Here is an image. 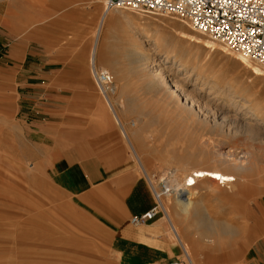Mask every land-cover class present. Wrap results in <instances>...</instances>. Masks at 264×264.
Listing matches in <instances>:
<instances>
[{"label":"rangeland","instance_id":"1","mask_svg":"<svg viewBox=\"0 0 264 264\" xmlns=\"http://www.w3.org/2000/svg\"><path fill=\"white\" fill-rule=\"evenodd\" d=\"M11 1L0 0V264H119L109 229L117 223L111 213L119 201L115 189L109 195L110 176L100 173L105 165L119 173L118 159L134 168L151 198L149 175L158 190L165 174L181 182L196 167L216 165L238 176L232 185H221L217 196L206 194L204 180L198 185L205 191V212L233 228L220 232L218 245L205 241L195 211L175 220L196 264L246 263L264 236V161L257 157L238 169L221 152L232 143L230 158L240 163L241 149L264 152L260 141L238 130L241 121L264 130L254 114L264 116V75H255L235 52L222 50V43L173 16L112 9L114 19L103 28L95 64L114 76L110 99L133 150L91 72L104 0ZM10 9L15 31L3 21ZM205 40L218 45L207 48ZM35 52L49 63L45 77L34 73V64L40 63ZM141 53L147 61H141ZM160 67L190 96L194 108L171 94L157 74ZM152 80L159 85L152 87ZM49 130L63 134L66 146L56 150L68 165L62 169H74L81 183L57 180L46 161L57 154L53 140L44 138ZM101 156L107 159L99 162ZM78 189L92 198L76 200ZM238 190L251 195L240 201ZM159 215L177 245L175 260L189 264L162 208Z\"/></svg>","mask_w":264,"mask_h":264},{"label":"bare ground","instance_id":"2","mask_svg":"<svg viewBox=\"0 0 264 264\" xmlns=\"http://www.w3.org/2000/svg\"><path fill=\"white\" fill-rule=\"evenodd\" d=\"M2 1H4V0H2ZM5 1H7V0H5ZM15 1L17 2V0L11 1L10 5H13V3H15ZM110 11L102 13L100 20H99V23H98V26L96 28V32L94 35V41L92 44V49H91V54H90L91 59H92L91 64L92 63L95 64L96 56H97L96 53L98 50L97 47L99 45V41H100V37H101V33L103 31V28L106 26V24L108 25V23H111L114 19L113 14H111ZM115 11H120V10L115 9ZM14 19L15 18L13 16L12 10L10 9V11H8L6 13L5 19H3L6 29L8 28L11 31L14 29L13 31H15V27L13 25V23H15ZM198 41H199V39H198ZM218 42H220V41H218ZM204 45L207 48H213L214 49L218 44L212 40H205ZM221 47H222V50L231 51V50L227 49L225 45L221 46ZM233 52L234 51L229 52V53L233 54ZM235 53H236L234 55L235 58L237 60H239L241 63L246 64L249 67H251V70L255 75H264V71L261 69V67H259L257 65L258 63L257 64L251 63L250 59L248 57H246L243 53H240V52H235ZM140 57H141V61L145 62L148 60V58L145 54L141 53ZM165 58H168V56L166 55ZM178 66L181 67V64H179ZM104 70H107V69H104ZM91 72H92V70H91ZM157 72H158L157 73L158 75H160L162 78L165 79L164 80L165 83H167L169 85L168 88L171 89V94L175 93V95L178 97V99H181L185 105H187L191 108H194V104L190 101L191 100L190 96L182 90V88L176 83V81H174V78L171 77L170 74L166 73L167 71L165 69H163V67H160L159 69H157ZM158 85H159L158 82L152 80V82H151L152 87H157ZM112 88H113V86H112ZM98 91L101 94V96L108 102V103L107 102L106 103L111 108V110L114 114V117L116 118V121H117L118 125L120 126L122 133L129 140L133 150H135V148L133 147V144L130 141V138L127 134L124 123L120 119L118 113L115 110V106H114L112 100L110 99V95L108 94L107 96H104L100 89H98ZM112 91H113V89H112ZM259 104H260L259 102L256 103V106H258ZM263 109H264V104H263ZM254 114H255L256 118L258 119V121H261L264 123V116L261 112L255 111ZM222 121H224V117H223ZM238 130L242 131L244 133V135L247 136V138L260 141V143L262 144V148L264 149V130H263V132L260 131L257 128L256 124H251V123L248 124V123H244L241 121L240 127H238ZM236 149H238V148H236ZM234 151H235L234 145L232 143H230V146L227 149H225L223 152H221V154L226 156L224 161H226L227 164H232L233 166H235L238 169H243L248 164L249 161L253 162V161H255L254 159H256L257 157L263 158L262 160L264 161V152L262 154L257 155L253 151L241 149L239 153L241 154V158L244 159V162L240 163L236 159L230 158V156L233 155V153H235ZM239 153L237 155H239ZM136 157H137V160L140 163V165L143 167V163H142L140 157H138L137 155H136ZM248 158L250 160H248ZM219 159H220L219 156H215V157H213L212 161L217 162ZM144 170H145V168H144ZM149 176L151 177V175H149ZM149 176H148V178L151 179ZM242 176H244V175L242 174ZM237 177L234 176L233 174H230L228 172L221 170L216 165L211 166L209 168L196 167V168L192 169L191 171H189L184 176L183 181H181V182L169 181L170 183H168V185H170L173 189L170 194H161V192L158 191L156 184H154L153 179L151 180L152 187L155 190L157 197H158L157 198L158 200L155 201L156 205L158 204V208H159L157 214L159 213V210H161V208H162V210L164 211V213L166 214L167 218L170 221V224L172 226V232H173L174 236L177 238V240L179 241V244H181V249H182L184 255L186 256L189 264H196V263L193 260V257L191 255L192 253L190 252L191 251L190 250V244H189L187 239L182 237V235L180 233L181 229L178 227V224L176 223L175 218L179 215L187 216L192 211H195V213L198 217V222L202 223L204 226V236L203 237H204L205 241L209 244V246L211 245L214 247L215 245H218L219 244L218 241L221 239V237H219L220 232L221 231H224V232L228 231V232L232 233L233 228L231 226H229V224H227V222L218 220L216 218L214 219L208 213L205 212V210L203 209V207L201 205V199L204 196L205 191L201 190L198 185H199L200 181L204 180L206 182V186H205L206 194L217 196V194L222 193V189L220 188L221 185H232L234 182L237 181ZM189 181H191V183H189ZM239 191L240 190H238V192ZM163 195H165V197H163ZM239 195H240V198H241L240 201H241V200H245V198H247L249 195H251V193L246 190V191H244V193H240ZM167 197H169V200L167 199Z\"/></svg>","mask_w":264,"mask_h":264},{"label":"crops","instance_id":"3","mask_svg":"<svg viewBox=\"0 0 264 264\" xmlns=\"http://www.w3.org/2000/svg\"><path fill=\"white\" fill-rule=\"evenodd\" d=\"M33 56L35 58H39L40 61L39 64H34V73L45 77L44 73L46 71H51L48 61H41V59H43L41 56L43 55L40 53L35 52ZM66 132L69 133V129H65L64 135H66ZM45 137L51 138L54 142L52 144L54 145L53 150L57 154H55V156L52 158L48 157L46 161L51 162L52 166L55 168L54 170L57 175V180H61V182L65 181L70 184H77L78 182L81 183V181L77 179L79 178L78 176L74 177V169H68L66 172H64L62 169L65 166H68L65 165L62 154L57 152L59 148H63L64 145L66 146V141L64 142L62 139H60L63 137V134L53 130L51 133H45L44 138ZM67 143L70 144L69 139L67 140ZM70 145L73 147V149L75 145V148H78L77 144ZM83 146L84 148H89L88 144H83ZM103 159H107V156H101L98 158V161L100 162ZM118 162L120 163H117V165H120L119 170H121L119 173H114L110 169L111 166L109 165H105V169L100 172L110 176V180H108L109 182L107 184L110 192L109 195L112 197L113 189H115L114 195L116 200L119 201L118 206L114 208L115 211L111 213V215L114 214L117 216V223L113 226L111 224L109 225L111 232L110 246L112 252L115 253L116 257L118 258L119 264H170L172 261H175L176 255L174 251L175 249L177 250V248H175L177 245H173L170 241L166 227L162 222L159 213L156 214L152 220L145 224L134 225L131 222V218L133 216L146 213L155 206V199L152 200L154 196L151 198L143 179L140 176L138 177L134 171V168L129 166L128 162H124V159H118ZM89 178V182L95 183L91 175ZM76 192L78 193V199L76 198L78 201H83V198L87 200L92 198V196L89 194L90 192L82 193V190L80 189H78ZM166 221L172 231V226L169 219H166ZM173 237L179 244V241L174 236V234ZM179 245L181 247V244ZM244 264H264V236L258 239L251 258Z\"/></svg>","mask_w":264,"mask_h":264},{"label":"built area","instance_id":"4","mask_svg":"<svg viewBox=\"0 0 264 264\" xmlns=\"http://www.w3.org/2000/svg\"><path fill=\"white\" fill-rule=\"evenodd\" d=\"M112 9L173 16L195 31L220 41L227 49L243 53L264 68V0H104V13ZM91 70L98 89L104 96L111 95L113 74L94 63ZM147 181L157 201L151 179L147 177ZM159 183L161 194L172 192L166 174ZM157 212L158 204L146 213L133 216L131 222L145 224ZM184 263L177 259L170 264Z\"/></svg>","mask_w":264,"mask_h":264},{"label":"snow or ice","instance_id":"5","mask_svg":"<svg viewBox=\"0 0 264 264\" xmlns=\"http://www.w3.org/2000/svg\"><path fill=\"white\" fill-rule=\"evenodd\" d=\"M189 183H191V181H189Z\"/></svg>","mask_w":264,"mask_h":264}]
</instances>
